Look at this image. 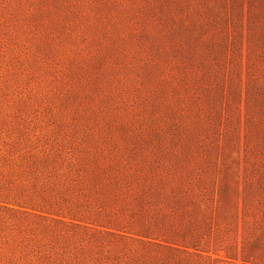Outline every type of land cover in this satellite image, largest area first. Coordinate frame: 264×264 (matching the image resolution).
Listing matches in <instances>:
<instances>
[{"label": "rangeland", "instance_id": "1", "mask_svg": "<svg viewBox=\"0 0 264 264\" xmlns=\"http://www.w3.org/2000/svg\"><path fill=\"white\" fill-rule=\"evenodd\" d=\"M0 130L188 252L33 264H264V0H0Z\"/></svg>", "mask_w": 264, "mask_h": 264}, {"label": "trees", "instance_id": "2", "mask_svg": "<svg viewBox=\"0 0 264 264\" xmlns=\"http://www.w3.org/2000/svg\"><path fill=\"white\" fill-rule=\"evenodd\" d=\"M2 143L0 264H33L50 258L89 262L99 254L115 260L128 255L138 259L134 247L139 244L154 248L150 251L156 254L154 260L162 251L188 254L172 245L175 240L170 243L137 231L156 223H146L141 216L125 222L126 214L116 211L113 200L105 196L103 177L82 176L74 161L61 158L62 145ZM187 233L184 230L182 235L185 241Z\"/></svg>", "mask_w": 264, "mask_h": 264}]
</instances>
